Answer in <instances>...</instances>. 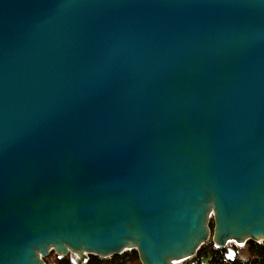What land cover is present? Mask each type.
Listing matches in <instances>:
<instances>
[{
	"label": "water",
	"instance_id": "water-1",
	"mask_svg": "<svg viewBox=\"0 0 264 264\" xmlns=\"http://www.w3.org/2000/svg\"><path fill=\"white\" fill-rule=\"evenodd\" d=\"M209 240H264V0H0V264Z\"/></svg>",
	"mask_w": 264,
	"mask_h": 264
},
{
	"label": "trees",
	"instance_id": "trees-1",
	"mask_svg": "<svg viewBox=\"0 0 264 264\" xmlns=\"http://www.w3.org/2000/svg\"><path fill=\"white\" fill-rule=\"evenodd\" d=\"M212 222L210 227H212ZM247 257L245 260H237L234 258L231 261H226L224 258V248L216 247L211 240L207 241L201 246L195 256L190 258L185 264L193 263L200 264V256L205 250L211 252L212 258L210 264H264V242L258 243L256 241H247ZM54 264H72L67 256L59 257L53 255ZM142 264L139 260L135 249L124 251L121 254H114L109 259H101L95 255H90L85 264ZM183 264V263H182Z\"/></svg>",
	"mask_w": 264,
	"mask_h": 264
},
{
	"label": "built area",
	"instance_id": "built-area-1",
	"mask_svg": "<svg viewBox=\"0 0 264 264\" xmlns=\"http://www.w3.org/2000/svg\"><path fill=\"white\" fill-rule=\"evenodd\" d=\"M256 242H258V243H262V242H264V240H259V241H256ZM57 255L54 251H49L48 252V254L44 257V260H45V262L47 263V264H54V258H53V255ZM57 256H59V255H57ZM67 256V255H66ZM59 257H63V256H59ZM68 257V256H67ZM88 259H89V254H87L86 255V258L83 260V262H82V264H85L87 261H88ZM186 260H188V259H186ZM189 260H190V258H189ZM188 260V261H189ZM226 260V259H225ZM185 261V260H184ZM226 261H230V260H226ZM183 262V261H182ZM181 262V263H182ZM180 264V263H179ZM189 264H193V263H189Z\"/></svg>",
	"mask_w": 264,
	"mask_h": 264
},
{
	"label": "rangeland",
	"instance_id": "rangeland-1",
	"mask_svg": "<svg viewBox=\"0 0 264 264\" xmlns=\"http://www.w3.org/2000/svg\"><path fill=\"white\" fill-rule=\"evenodd\" d=\"M228 245H231V243H229ZM247 247V242H245L244 244L242 245H237V252H238V255H244L246 252L244 250V248ZM68 256V255H67ZM90 256V255H89ZM246 257H247V254H246ZM105 259H109V257L105 258ZM104 259V260H105ZM189 260V259H188ZM188 260H185L183 261L182 263L185 264ZM180 263V264H182Z\"/></svg>",
	"mask_w": 264,
	"mask_h": 264
},
{
	"label": "flooded vegetation",
	"instance_id": "flooded-vegetation-1",
	"mask_svg": "<svg viewBox=\"0 0 264 264\" xmlns=\"http://www.w3.org/2000/svg\"><path fill=\"white\" fill-rule=\"evenodd\" d=\"M228 246L235 250V257L234 258H238L240 255H238V252H237V245L231 243V245H228ZM244 250H245V248H244ZM225 251H226V247L224 248V253H225ZM244 255H246V253ZM210 262H211V260H210Z\"/></svg>",
	"mask_w": 264,
	"mask_h": 264
},
{
	"label": "crops",
	"instance_id": "crops-1",
	"mask_svg": "<svg viewBox=\"0 0 264 264\" xmlns=\"http://www.w3.org/2000/svg\"><path fill=\"white\" fill-rule=\"evenodd\" d=\"M245 252H246V254L248 253V249H247V247H245ZM237 260H241V261H243V260H245L246 259V255H241V256H239L238 258H236Z\"/></svg>",
	"mask_w": 264,
	"mask_h": 264
}]
</instances>
